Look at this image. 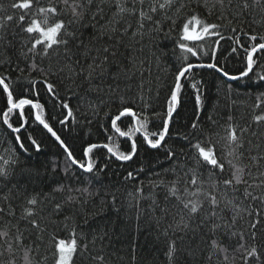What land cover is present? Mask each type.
<instances>
[{
    "label": "trees",
    "instance_id": "trees-1",
    "mask_svg": "<svg viewBox=\"0 0 264 264\" xmlns=\"http://www.w3.org/2000/svg\"><path fill=\"white\" fill-rule=\"evenodd\" d=\"M15 2L16 0H0V23L6 22L3 18L7 15L18 16L20 14L19 9L11 8ZM241 3L242 0H232V5L229 7L228 0H224V7L221 8L215 0H208V7L204 6V0H175L173 7L167 11V15L175 20V25L161 12L154 15L153 19L159 21L162 31H153L154 24L145 21L144 28L141 30L143 35L135 37L132 34L138 29L137 17L127 13L114 17L113 13L116 9L107 0L103 15L98 16L96 21H92L90 15L86 16L85 26L81 29L86 40L93 36L101 25L106 29L115 26L121 32L131 25L127 35L122 38L123 43L118 48L116 63L130 67L131 62L135 60L137 67L142 65L143 77L139 71H136L133 79L128 82L131 85V91L126 90L123 79L119 82L120 91L114 93L111 98L114 101L111 106L112 114L116 112V105L121 95L134 101L133 107L141 110L144 109V102L140 101L138 96L144 95L145 101L151 105L147 109L148 113L163 114L166 99L174 84L175 72L179 66L176 56L186 55L188 57L186 63L211 62L204 52L211 50L214 41L219 39L218 37H211L200 42H185L189 47L197 50L198 56L183 53L174 44V41L178 39L177 33L182 24L192 15H197L208 23L223 25L220 31L225 37L239 36L241 43L245 46H248V42L242 33L264 35V0H261L259 5L254 3V0H248L250 6L243 10L239 7ZM48 4L49 0H40L37 7ZM180 5L184 6L180 7ZM126 6L131 8L132 0H127ZM177 8H179L178 12ZM210 9L211 14H209ZM145 10H147V3ZM92 11H95V7ZM222 13L226 17L223 20L219 18ZM64 18L70 19V13ZM115 20H119L120 23L115 24ZM232 27L237 28L238 31L232 33L230 31ZM170 28L174 30L170 36L166 37L165 33ZM6 32L7 39L12 41V46L0 45V75L11 77L13 82L19 79L20 82L15 84V88L23 95V85L27 83V79L40 80L41 77L36 72L30 73L28 63L19 55L21 41L26 34L16 26L15 19L6 22ZM115 39L121 38L117 36ZM234 46L232 40H220L219 50L216 53V63L223 67L229 75H239L246 67L242 50L238 49L237 53L229 55ZM173 49H175V55ZM161 52L166 55L158 60L157 57ZM260 55L257 53V56ZM19 69H23V73ZM260 76H264V56L257 61L253 72L249 73L248 77L239 80H228L213 69H193L189 80L182 81V103L177 113L174 114L173 124L169 127V136L166 137L165 144L160 149H151L137 133L135 136L138 146L137 154L127 162L111 157L107 149L94 150L93 158L97 161V168L108 166L100 173L98 181L89 180L88 174L78 170L75 165H71L63 148L42 125L34 120V116H28L29 123L21 129L19 134L13 133L0 121V157L3 158L0 159V168H6L10 172L8 179L0 178V207L7 209V204H11L15 210V216L0 215V230L9 232L8 238H0V252H3L0 261L7 264L11 259L15 261V264H25V248H28L31 249L29 253L31 264H54V249L51 246L49 234L55 231L59 236L66 238L67 232L61 230L62 225L55 228L48 225V232L41 239L39 233L27 221L20 220L27 198L38 196L42 201L40 207L43 209L41 213L43 217L62 221L63 215L57 217L52 212L54 205L61 203L64 205V213L72 217L73 226L76 227L77 232L83 233L84 242L88 243V251L81 252L74 257V264H98V261L92 259L97 255L104 256L105 264H168L164 239L162 236L159 239L157 237L160 229L171 222V215L163 216L160 209H171L174 201L165 200L163 186H153V182L161 179L165 182L175 179V175L169 171L170 168L175 167V163L166 159L167 149L180 150L183 148L187 152L186 142L181 137L192 132L190 125L197 122L203 129L205 137L210 138L216 144L217 155L223 160L227 152V142L223 139L226 136L225 128L231 123L238 128L247 129L243 135L244 148L241 149L244 155L240 160H234V163L245 169V178L249 182L259 177L260 173L264 172V161L257 166L250 156L264 154V122L259 124L254 122L256 115H264V80H260ZM141 79L145 84L144 93H139L137 89ZM51 81L56 85L60 99L72 108L76 122H71L69 118L68 125L59 123V120L66 118V110L60 106L59 100L46 92L42 84L36 85L39 96L30 98L38 99L44 105V118L58 132L77 159L83 160V151L89 144L103 145L109 142V136L112 137V144L118 145L120 151H130L131 141L126 137H120L110 128V117L105 115L108 112L107 107L102 106L99 113L93 115L87 103V99H91V96H87L82 89L70 88V81L67 79L58 82L57 77H52ZM200 81H203V85H200ZM108 82L110 81L106 80V83ZM191 83H197V86L202 89V111L197 108L195 93L190 88ZM228 85H231L230 89ZM84 96H87V99H80ZM258 102L261 103L259 108L256 107ZM5 107L6 96L3 91H0V110H4ZM25 114L28 115L27 107ZM122 119L124 123L120 126L122 130L127 131L131 126L129 118ZM13 123L14 126H19L15 116H13ZM161 124L162 119H154L149 125V130L159 131ZM16 135L20 136L25 148L28 149L27 152L19 147L15 139ZM29 135L40 144L39 152L31 144ZM13 160L17 162L12 163ZM4 161H9V163L5 164ZM224 162L225 175L230 176L231 169L226 161ZM66 167L75 172L76 177H79L78 181L75 178L67 179L64 176ZM128 172L133 173V179H124ZM59 184L71 185L73 189L87 187L91 195L88 193L81 195L74 191L72 195L78 198L77 202L65 205L67 191H54ZM138 187H143L142 196L136 191ZM112 195L117 198L116 205L112 204ZM5 196L9 198L7 203L3 200ZM247 203L245 201V204ZM257 206H259L258 202ZM138 215L139 220H137ZM231 215L229 209L224 210L223 216L226 221L231 220ZM157 217H160L159 226L155 224ZM138 224L140 225L139 230L137 229ZM17 226L23 233V247L15 243ZM243 226H245L244 221L237 224L238 229ZM105 232L107 235L102 240L97 238ZM94 238L96 239L93 245L91 241ZM216 238L220 239L223 246L227 248L229 259L225 261L223 253L213 252L207 243L210 237L205 236L203 242L198 244L200 251L197 252L195 258H190L192 264H242L240 253L234 251L236 240L225 238L222 235ZM8 243L12 244L11 253L7 251ZM251 243L249 239V244ZM256 243L258 246H264V240L259 234Z\"/></svg>",
    "mask_w": 264,
    "mask_h": 264
},
{
    "label": "snow or ice",
    "instance_id": "snow-or-ice-1",
    "mask_svg": "<svg viewBox=\"0 0 264 264\" xmlns=\"http://www.w3.org/2000/svg\"><path fill=\"white\" fill-rule=\"evenodd\" d=\"M107 2L116 9L113 13L114 17L122 16L125 13L137 17L138 29L132 34L133 37L143 35L141 30L144 28L145 21L154 24L153 31H162L159 27V21L153 19L154 15L161 12L166 19L171 20L173 25L176 23L171 16L167 15V11L173 7L175 0H163V2L161 0H132L131 8L126 6L127 0H107ZM260 2L261 0H254V3L258 5ZM39 3L40 0H16L11 8L13 10L19 9L20 14L18 16L7 15L3 18L6 22L15 19L16 26L20 28L22 33L26 34L21 41L19 55L28 63L29 72L38 73L41 79H27V83L23 85L24 94L21 95L15 88V84L20 82L19 79L13 82L11 77L0 75V91H3L6 96V107L4 110H0V121L13 133L19 134L21 129L28 125V116H34V120L42 125L63 148L71 165H75L78 170L88 174L89 180L98 181L100 173L108 167L104 165L97 168V161L93 157L94 150L98 148L107 149L111 157L127 162L131 161L137 154L138 146L135 138L137 133L141 135L142 141L151 149H160L165 144L166 137L169 136V127L173 124L174 114L177 113L182 103V81L189 80L193 69H213L228 80H239L248 77L249 73L253 72L257 61L264 56V35L242 33L248 42V46H245L241 43L239 36L225 37L220 31L223 25L208 23L199 16L192 15L182 24L177 33L178 39L174 41V44L183 53L198 56L197 50L194 47H189L185 42H200L211 37H218L219 39L214 41L211 50L204 52V55L209 56L211 62L206 64L186 63L188 60L186 55L176 56L179 66L176 69L174 84L166 99L163 114L159 112L149 114L147 109L151 105L145 101L144 95L138 96V99L144 102V109L134 108V101L121 95L119 96V103L116 105V112L112 114L111 106L114 101L111 98L114 93L120 91L119 82L121 79L125 82L126 90L131 91V85L128 82L133 79L136 71H139L143 77L142 65L137 67L135 60L131 62L130 67L116 63L118 48L123 43L122 38L127 35L131 25H128L123 32L115 26L106 29L101 25L94 35L86 40L81 31L85 26V17L90 15L91 20L96 21V18L104 13L106 0H49L47 6L37 7ZM146 3L147 10H145ZM215 3L219 4L221 8L224 7V0H215ZM231 5L232 0H228V6L231 7ZM183 6L180 5V7ZM204 6L208 7V0H204ZM249 6L248 0H242L239 5L241 10L247 9ZM93 7H95L94 12L92 11ZM178 11L179 8H177ZM69 13L71 18L66 20L64 17ZM209 14H211V9ZM219 18L223 20L226 17L222 13ZM6 22L0 23V45L7 44L11 47L12 41L7 39ZM109 23H113V21H109ZM114 23L119 24L120 21L115 20ZM173 30L170 28L165 36H170ZM230 31L236 33L238 30L232 27ZM117 36L121 39H115ZM225 39L232 40L235 44L229 55L237 53L238 49L244 53L246 67L239 75H229L223 67L216 63V53L219 50L220 40ZM102 41L103 43H101ZM173 53L175 55V49H173ZM257 53L261 55L257 56ZM164 55L166 54L161 52L157 59L159 60ZM113 69H115L114 72ZM19 71L23 73L24 70L19 69ZM52 77H57L58 82L67 79L70 81V88L82 89L87 96H91V99H87V96L80 97V99H87L93 115L98 114L102 106L107 107L108 112L105 115L110 117V128L120 137H126L131 141L130 151H120L118 145L112 144V137L109 136L108 143L103 145L89 144L83 151V160L77 159L58 132L44 118V105L38 99L30 98L39 96L36 85L42 84L46 92L59 100L60 106L66 110V118L59 120V123L68 125L69 118L71 122H76L72 108L58 96L56 85L51 81ZM259 79L264 80V76H260ZM106 80L110 82L106 83ZM199 83L203 85V81ZM228 87L230 89L231 85ZM190 88L195 93L198 110L202 111L203 92L201 87H198L197 83H191ZM137 89L139 93H144L143 79L140 80ZM26 107L28 108V115L25 114ZM256 107H261V103L258 102ZM13 116L19 122V126H14ZM122 118H129L131 126L128 127L127 131L122 130L120 126L124 123ZM209 118L211 119V117ZM154 119H162L159 131L149 130V125ZM118 122L120 123L118 124ZM254 122L257 124L264 122V115H256ZM190 127L192 132L181 137L186 142L188 151L185 152L183 148L180 150L168 148L166 152V159L175 163V167L169 169L175 175V179L167 182L162 179L153 182L154 187L163 186L166 201H174L171 209H160L163 216L171 215V222L160 229L157 237L159 239L162 236L164 239L168 264H192L190 258H195L197 252L200 251L198 244L203 242L205 236L210 237L207 243L213 252L223 253V259L227 261L229 259L227 248L223 246L220 239L216 238L218 235L236 240L234 251L240 253L242 264H264V246H258L256 243L258 234L264 240V172L249 182L245 178V169L234 163V160L238 161L244 155L241 149L244 148L243 135L247 129L238 128L231 123L228 124L225 128L226 136L223 138L227 142V152L222 160L217 155L216 144L210 138L205 137L203 129L199 127L198 123L193 122ZM28 138L35 150L39 152L40 144L30 135ZM15 139L19 147L27 152L28 149L25 148L20 136L16 135ZM0 159L3 158L0 157ZM250 159L258 166L261 161H264V154L250 156ZM224 161L231 169L230 176L225 175ZM16 162V160L12 161V163ZM4 163L8 164L9 161H4ZM9 175L10 172L6 168H0V178L8 179ZM64 176L67 179L79 180L75 172L67 167L64 169ZM133 178L132 172H128L127 176L124 177L125 180ZM54 191H67L65 205H72L77 202L78 198L72 195L74 191L81 195L84 193L91 195L87 187L73 189L68 184H59ZM136 191L142 196L143 187H138ZM8 199V196L3 198L5 203ZM245 201L248 203L245 204ZM257 202L259 206H257ZM41 203L42 201L38 196L28 197L26 206L22 209L20 220L27 221L39 233L41 239L48 232V225H52L54 228L62 225L61 230L67 232L66 238L59 236L55 231L49 234L51 246L54 249V264H74V257L81 252L88 251V243L84 242L83 233L77 232L76 227L73 226L72 217L64 213V205L61 203L54 205L53 214L57 217L64 216L62 221H55L41 215L43 211L40 207ZM116 203L117 198L112 195V204L116 205ZM153 203H156L155 200ZM225 209H229L232 213L230 221L224 219L223 212ZM0 215L15 216V210L11 204H7V209L0 207ZM139 219L138 215L137 220ZM241 221L245 222V226L238 229L237 224ZM155 224L156 226L160 225V217L155 218ZM139 227L138 224V230ZM106 235L105 232L97 238L102 240ZM8 236L7 230H0V238H8ZM95 239L91 241L93 245ZM249 239L252 241L251 244H249ZM15 243L23 247V233L19 231L18 226ZM7 251L12 252L11 243H8ZM30 252L31 249L25 248V264H31ZM0 256H3V252H0ZM45 259L47 258L45 257ZM92 259L98 261V264H105L103 255L93 256ZM0 264L3 262L0 261ZM7 264H15V261L10 259Z\"/></svg>",
    "mask_w": 264,
    "mask_h": 264
}]
</instances>
